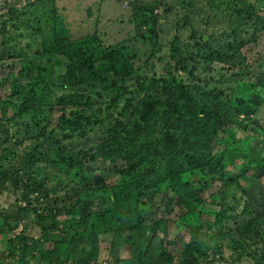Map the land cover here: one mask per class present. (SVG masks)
Returning a JSON list of instances; mask_svg holds the SVG:
<instances>
[{"label": "rangeland", "instance_id": "1", "mask_svg": "<svg viewBox=\"0 0 264 264\" xmlns=\"http://www.w3.org/2000/svg\"><path fill=\"white\" fill-rule=\"evenodd\" d=\"M154 4L158 6L147 11L154 13L145 14L156 16L148 24H143L138 18L139 7ZM12 5L17 10H23L26 17H36L37 21L33 24L43 30L46 39L51 38L54 32L60 34L63 40H77L93 35L97 29L104 45L117 44L122 49L126 65L135 70L131 77L106 76L111 81L116 80L127 91H136V99L121 91L122 101L132 98L133 103L139 102L144 95L141 89L144 80L185 79L191 88L201 86L205 91L219 87L224 92L220 105H223L222 111L224 116H228L230 127L216 138L213 149L224 150L226 145L223 144V138L230 133L234 134L238 142L244 140L249 145L260 146L264 142L260 135L261 129L264 130V0H0L1 14L6 13V6ZM6 18L7 15L0 17V29L1 22ZM6 40L7 37L0 34V45ZM26 41L20 40V46L23 47ZM36 50L35 45L33 50L27 49L18 62L6 61L3 67L0 65V163L14 176L11 181L0 186V250L3 252L6 244L22 235L32 239L30 242L37 243L41 250L46 246L44 237L51 240H80L78 224L69 221V215H57L55 220L53 218L56 216L53 212L64 206L61 200L63 193L53 194L57 186L54 176L47 182L48 185H42L48 188V192L38 190V183L35 191L26 188V174L30 172L26 162L29 158L41 159L38 156L39 146L35 143L37 135L24 131L25 124L31 121L32 116L11 117L16 111L11 110L10 103H19L13 97L11 87L21 76V71H26L28 76L23 80L24 87L20 90L22 96L31 93V86L42 78L56 86L54 90L58 96L74 91L57 84L56 78L65 72L63 57L58 56L50 63H45L46 60L42 62L40 57L34 55ZM96 64L84 69L83 72L87 71L83 76L86 83L77 88L79 92H89L94 88L97 92L102 91L104 81L98 79L100 72ZM114 93L120 92L115 90ZM123 107L124 103L115 109L110 98H101V102L98 101L87 110L93 125L86 137L74 141L63 140L60 148L77 153L113 140L121 132V126L127 127L130 118L129 115H118ZM249 107L253 108L254 113L243 114ZM72 109L54 104L48 113L47 123L62 125L61 118L70 116ZM14 118L20 121H11ZM42 146L41 150L50 153V148L56 145L47 142ZM8 148L14 150L15 158L3 156V150ZM87 163L89 169L95 171L96 182L105 184L119 181L107 180L102 172V160ZM47 167L41 162L32 170L44 178ZM52 172L62 173L55 167H51ZM244 188L245 197L238 184L227 186L226 208L229 215L223 222L214 224L215 215L220 210L219 197L209 200L203 208L180 222L183 242L190 244L196 241L191 247L195 248L199 264H264V220L259 219L264 216V173H252ZM160 190L153 191L152 196L143 202L145 209L175 195L169 181L163 183ZM23 193L29 194L31 203L22 199ZM89 193L80 197L79 201L86 202L91 196L100 203V208L117 204V199L113 198L112 193L109 196L107 188ZM249 198L254 209L252 215L243 214L244 201ZM57 200L61 203L56 204ZM99 206L96 208L99 209ZM20 208H24V211H20L21 215L18 211ZM246 224L253 227L242 235ZM112 238L108 232L102 234V251L95 264H125L121 261L132 256L126 246H122L121 251L112 248ZM82 246H86L84 240ZM84 251L80 249L79 253ZM182 251L180 245L175 247L177 261Z\"/></svg>", "mask_w": 264, "mask_h": 264}, {"label": "trees", "instance_id": "2", "mask_svg": "<svg viewBox=\"0 0 264 264\" xmlns=\"http://www.w3.org/2000/svg\"><path fill=\"white\" fill-rule=\"evenodd\" d=\"M156 6L158 4L139 7L138 18L143 24H148L156 16L145 14L154 13L147 11ZM6 7L4 15L7 18L1 22L0 34L7 40L0 45V65L3 67L6 61L18 62L27 49L33 50L36 45L34 55L40 57L42 62L46 60L45 63H50L58 56L63 57L65 72L56 78L57 84L64 89L74 90L58 96L54 90L56 86L42 78L31 86V93L22 96L20 90L24 87L23 80L28 73L21 71V76L11 87V93L19 103L10 104L11 110L16 111L11 117L32 116L31 121L25 124L24 131L37 135L35 143L39 146L38 156L41 160L29 158L26 162L30 169L26 174V188L35 191L38 183V190L48 192V188L42 185H48L47 182L54 176L57 186L53 194L63 193L61 200L64 206L53 212L56 213L53 218L55 220L57 215H69V221L78 224L80 240H51L44 237L46 246L41 250L37 243L30 242L32 239L22 235L6 244L4 252L0 250V264H95L102 251L100 238L105 232L112 235L111 246L116 247V251H121L122 246L129 249L132 256L122 260V263L199 264L195 248L191 247L196 241L190 244L183 242L180 222L216 197H219L220 210L215 215L214 224L223 222L229 215L226 208L227 186L238 184L245 197L244 185L251 174L257 171L264 173V142L260 146L249 145L244 140L238 142L234 134L230 133L223 138L226 148L215 151L212 145L216 138L230 127L228 116H224L223 105H220L224 92L219 87L205 91L201 86L191 88L185 79L144 80L141 85L144 95L139 102L133 103L132 98L122 101L121 91L133 99H136V91H127L116 80L111 81L107 77H131L135 70L126 65L122 49L117 44L104 45L97 29L93 35L77 40H63L60 34L54 32L51 38L46 39L43 30L33 24L37 21L36 17H26L25 12L17 10L15 5ZM4 15L0 11V17ZM156 23L154 21V25ZM23 39L28 41L21 47L20 40ZM93 64L99 67L98 79L104 81L101 91L104 92H97L95 88L89 92H79L77 88L86 83L83 76L87 71H83ZM115 90L121 94H112ZM103 97L110 98L115 109L124 103L118 115L130 116L127 127L121 126V132L113 140L93 146L90 150L72 153L61 149L63 140L74 141L86 137L93 125L87 110L98 101L101 102ZM240 103L243 101L240 100ZM54 104L73 108L70 116L61 118L62 125L47 123L48 113ZM242 113L250 115L254 110L249 107ZM120 121H117L118 126ZM260 135L263 140L264 130L261 129ZM47 142L56 145L50 148V153L41 150L42 144ZM3 156L12 159L15 158V152L11 148L4 149ZM101 160L104 162L102 172L107 180L119 181L105 184L96 182L95 171L89 169L87 162ZM41 162L48 166L44 178L32 170ZM51 167L62 173H50ZM231 171L236 174L231 175ZM13 178L11 171L0 163V186ZM196 178L199 180L196 181ZM167 181L175 195L145 209L143 202L156 189L161 192L163 183ZM104 188L110 192L109 196L113 194L117 204L100 208V203L91 196L86 202L79 201L89 192ZM22 195L23 200L31 203L29 194ZM248 200L250 198L244 201L243 214L252 215L254 209ZM58 203L61 201L57 200ZM18 211H24V208ZM259 219L264 220V216ZM64 223L67 224V220ZM252 227L244 225L242 235ZM83 240L86 246H82ZM177 245L183 249L179 261L174 255ZM80 249H84V253L80 254Z\"/></svg>", "mask_w": 264, "mask_h": 264}]
</instances>
